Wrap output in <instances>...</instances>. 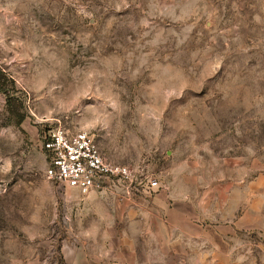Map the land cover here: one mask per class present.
Instances as JSON below:
<instances>
[{"label": "rangeland", "instance_id": "1", "mask_svg": "<svg viewBox=\"0 0 264 264\" xmlns=\"http://www.w3.org/2000/svg\"><path fill=\"white\" fill-rule=\"evenodd\" d=\"M0 70V264H264V0H0ZM57 125L133 181L47 180Z\"/></svg>", "mask_w": 264, "mask_h": 264}, {"label": "built area", "instance_id": "2", "mask_svg": "<svg viewBox=\"0 0 264 264\" xmlns=\"http://www.w3.org/2000/svg\"><path fill=\"white\" fill-rule=\"evenodd\" d=\"M40 145L47 164L45 177L57 187L88 194L112 192L133 181L129 168L110 163L86 131L72 132L61 125L44 127ZM158 188L157 179L148 180L147 190Z\"/></svg>", "mask_w": 264, "mask_h": 264}, {"label": "crops", "instance_id": "3", "mask_svg": "<svg viewBox=\"0 0 264 264\" xmlns=\"http://www.w3.org/2000/svg\"><path fill=\"white\" fill-rule=\"evenodd\" d=\"M159 212H160V209H159ZM164 213L167 215V209L164 210ZM256 213V216L258 215L257 212ZM142 216H145L147 219H145L143 222H144V225H143V230L138 234V236L142 237L143 240H145V237H148L150 235L151 237V222L153 220H156V219H149V215L147 213H142ZM248 211L243 215L241 216V218L239 219V223L240 224H243L245 222V220H248ZM169 221H172L171 219H167ZM258 221V220H257ZM156 222L158 223L159 221L156 220ZM154 227V231H153V235L155 238H157L159 240V243L160 244H164L166 243L165 242V235L164 234H161L159 235V233L155 230V225H153ZM126 238V237H125ZM126 239H123V241H125ZM118 258H117V262L115 264H146V263H141L138 259V256L135 252V250H133V246H128L127 244L123 245V247L121 248V251L118 252Z\"/></svg>", "mask_w": 264, "mask_h": 264}, {"label": "trees", "instance_id": "4", "mask_svg": "<svg viewBox=\"0 0 264 264\" xmlns=\"http://www.w3.org/2000/svg\"><path fill=\"white\" fill-rule=\"evenodd\" d=\"M7 82H10L11 85L14 84L9 75L0 70V91L6 95L7 109L16 118V124L19 125L25 119V113L22 109V103L13 97L7 87H5Z\"/></svg>", "mask_w": 264, "mask_h": 264}]
</instances>
